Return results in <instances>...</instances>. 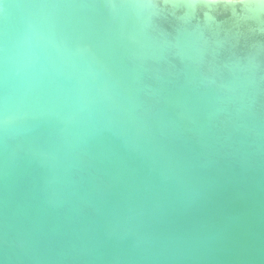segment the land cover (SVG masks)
Segmentation results:
<instances>
[{
  "label": "water",
  "instance_id": "water-1",
  "mask_svg": "<svg viewBox=\"0 0 264 264\" xmlns=\"http://www.w3.org/2000/svg\"><path fill=\"white\" fill-rule=\"evenodd\" d=\"M0 264H264V0H0Z\"/></svg>",
  "mask_w": 264,
  "mask_h": 264
}]
</instances>
